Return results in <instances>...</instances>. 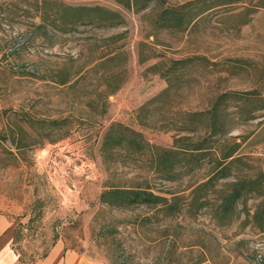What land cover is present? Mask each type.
<instances>
[{"label": "rangeland", "instance_id": "obj_1", "mask_svg": "<svg viewBox=\"0 0 264 264\" xmlns=\"http://www.w3.org/2000/svg\"><path fill=\"white\" fill-rule=\"evenodd\" d=\"M49 1L0 0V214L18 223L15 247L33 258L61 240L101 264H264V217L253 219L264 196L246 193L264 189V104L244 96L264 100V9L246 14L244 1L161 29L164 7L196 0L141 11L145 0ZM59 4L102 7L120 24L71 26ZM215 99L227 133L205 140L204 118L186 113ZM186 121L194 132L177 131ZM111 124L148 147H103ZM178 138L175 147L206 149L191 157L174 148ZM149 146L172 153L157 159ZM237 182L244 193L227 211ZM114 189L165 201L103 202Z\"/></svg>", "mask_w": 264, "mask_h": 264}, {"label": "trees", "instance_id": "obj_2", "mask_svg": "<svg viewBox=\"0 0 264 264\" xmlns=\"http://www.w3.org/2000/svg\"><path fill=\"white\" fill-rule=\"evenodd\" d=\"M43 3H49V0H42ZM144 1V0H143ZM155 0H145L143 4L136 8L137 11L144 10L147 8L150 2H154ZM246 1V14L249 12L258 11L264 9V0H196L194 3H188L181 6H167L164 7L160 13L158 14L156 23L159 25L161 29H180L191 25L195 19L201 17L206 12L213 11L214 9L231 5L237 3H245ZM136 3V2H135ZM126 7L131 9L133 5L128 2ZM59 9H66L71 11L69 25L76 26V25H84V24H94L99 27H116L120 24L119 14L117 12L102 8V7H86V6H76V7H68L64 6L63 4H59ZM45 14V12H43ZM45 25L40 23L37 26V29L43 28ZM189 59L181 60L180 63H185ZM241 95V94H240ZM245 98H253L258 99V101L263 102L260 97H258V93L256 91L247 92L244 94ZM261 99V100H260ZM216 100V99H215ZM218 100V99H217ZM217 100L211 104V107L204 112H188L186 116L188 118L196 117H203L204 119H198L200 123V129L204 132V139L207 140L213 136H225L227 133V121L224 119L219 120L217 116V110L219 107V103ZM226 107V106H224ZM226 109H223L221 112L225 113ZM250 111V110H249ZM252 112V110L250 111ZM249 112V113H250ZM247 120H250V117H247ZM64 121V120H60ZM58 123L57 121H54ZM195 127L192 126L191 123L187 122L181 124L178 128V132H194ZM130 139V140H129ZM188 139V138H185ZM123 141L130 142L133 146H135L138 150H143L148 147V144L144 141L142 135L138 132L129 130L121 126L120 124H111L107 132L105 133L102 141L103 147H114L119 146L123 143ZM181 138H178L174 141V148L179 151H183V153L189 154L191 157H197V154L203 153L206 149L203 147V143H190L188 147L181 148L175 147V144L179 143ZM238 144L229 150H227L222 157L219 159L217 163V173L222 175L226 170V161L233 157L234 153L236 152V147ZM153 154L156 155L157 159L162 158V156L169 155L170 151L172 150H164L160 148H154L149 146ZM173 148V149H174ZM165 162L164 158L161 159L159 165ZM246 183L248 185L253 186L257 184L256 180H248ZM247 185V184H246ZM205 186V185H204ZM243 186L240 182L232 184L231 190L228 194L224 197V202L229 203L226 207L227 211L231 210L232 205L241 198L243 195ZM259 189V188H258ZM261 189V188H260ZM246 193H256L257 195L264 196V189L262 192L255 189L254 187H250ZM112 197L115 201H118V205H134V204H157L161 201H165L163 198L159 196L153 195L151 192L145 190H121V189H114V190H107L103 192L101 195V199L103 202H108L109 198ZM264 217V203L258 208L255 213L253 214V219L255 221L261 220ZM264 219V218H262ZM260 227V226H259Z\"/></svg>", "mask_w": 264, "mask_h": 264}, {"label": "crops", "instance_id": "obj_3", "mask_svg": "<svg viewBox=\"0 0 264 264\" xmlns=\"http://www.w3.org/2000/svg\"><path fill=\"white\" fill-rule=\"evenodd\" d=\"M18 223L0 214V264H101L56 240L40 256L28 258L15 247Z\"/></svg>", "mask_w": 264, "mask_h": 264}]
</instances>
